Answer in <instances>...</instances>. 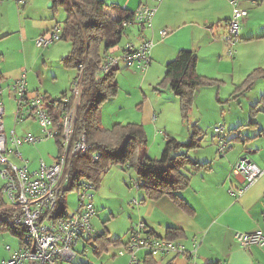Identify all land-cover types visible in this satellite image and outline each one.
<instances>
[{
  "label": "crops",
  "instance_id": "crops-1",
  "mask_svg": "<svg viewBox=\"0 0 264 264\" xmlns=\"http://www.w3.org/2000/svg\"><path fill=\"white\" fill-rule=\"evenodd\" d=\"M223 2L228 6V13L225 17L226 20H228L232 15V7L227 0H223ZM239 2L241 3L240 5L244 7L243 0H240ZM30 3L24 6L23 9L19 10L17 8L19 12L26 16L22 22H16L14 19L11 20L16 26V29H19L20 38L17 41H19L24 47L27 44H32L34 40L36 42L38 36L54 29L56 25H59V22L53 18H49V14L42 11V9H40L42 12L40 14L42 15L41 17H38L36 12L32 10L33 8ZM141 3L155 5L157 11L151 26H141L137 24L141 33L139 40L147 39L156 42L158 48L154 57L165 60V64L172 60V58L174 59L178 51L182 48L195 50L200 63L202 46L207 44L206 46L211 47V45L218 41L215 40L214 37H207V39L200 38L202 25H207L211 20L210 18L214 21L219 20L220 18L216 17L222 10L220 5H217V0H162L161 2H158V5L151 2V0H120L119 7L115 5L113 8H107L106 4V11L111 17L109 27H111V24L114 21L127 13L136 10ZM45 5L46 4H44V6ZM40 6H42L41 3L39 4V7ZM37 14L39 13L37 12ZM245 23H248L247 18L245 19ZM134 25L136 24H131L125 27L122 35L126 34V29L128 27ZM0 27V32H3V27L1 25ZM163 29H168V33L164 37L161 35ZM146 30L148 32H146ZM106 32L107 31H102V28H99L96 31V33L99 34H104ZM11 35V33H7L2 36L0 39L3 40H0V43L7 41L6 39ZM168 35V41L159 46V44L163 43V38H166ZM242 38L243 40L245 39L244 41H248H239L237 50L238 48L240 50L241 45H248L250 44L249 42L255 40L254 36ZM3 47L4 46L1 44L0 50H3ZM117 48L118 46H115L111 49L113 50ZM0 54L2 55L0 61V70L2 74L1 83L5 88L4 102L5 107L7 108V99L11 101L12 106L16 101L11 84L22 75L24 69L11 66L8 61L5 60L4 53L0 52ZM154 57L152 56V64L148 69L150 74L146 76V80H152L151 71L154 67L153 60H156ZM255 58L250 56L247 51L245 53L243 51L241 54L237 51L233 54L232 59L218 60L219 67L220 65L227 63L230 64L231 67L229 77L232 82V96L230 99H233V97L236 96L234 95L236 87L244 81V78L247 77L250 72L255 68L264 67V63H257L259 60H262V56H258L256 62H254ZM240 61L243 63L244 61L249 62V66L245 67L246 70H241V74H244L241 79L238 80L235 76L238 72L237 66ZM197 70L200 74H208L202 71L199 65ZM28 73L29 72L26 69L28 88L31 91L41 90L42 83H34V75L28 77ZM160 76L161 75H159L158 78H160ZM153 81L155 82L156 79H153ZM221 81L222 83L220 85H215L218 89L228 82L224 77ZM254 89L255 86L252 87V92H248L237 99L239 100L242 110H246L244 102H250V118L244 121L241 120L239 123H237L238 121H232V124L234 125L229 128H226L225 126V136L228 141V149L226 153H218V138L214 131L213 137L214 141L217 140V143L215 142L216 145L214 143L210 144L212 145L210 148H212L213 151L206 148L208 152H204L200 157L198 155H193L195 160L203 163L208 162V165L198 169H191V167L188 168L191 182L187 188L181 190L179 193L188 203L189 209L181 207L168 195L161 196L158 199H145L146 193L143 190L144 196L138 197L140 203L135 204V211L130 215L131 228L138 222L144 221L148 224L149 228L160 237L166 236L167 228L170 226L181 228L184 231V236L177 239L185 242L189 250L194 248V244L197 245L195 256L197 264H205L209 261H219L221 264H264V246L250 245L244 247L235 238V233L237 231L251 232L264 228V174L257 182L248 187L241 196L234 197L229 192L230 188L239 185V181L232 176L231 170L233 164L241 155L249 154L252 159L264 169V99L260 101L261 98L264 97V93L261 97L256 96V90L253 92ZM167 91L170 90L167 89ZM45 92L51 100L58 99L53 98L47 90H45ZM63 93H67V91L65 90ZM169 97H172L171 99H175V97L177 98V96H172V94H170ZM157 109H159V115L157 114ZM171 109L174 111V116L181 119L179 111L180 107L175 106ZM165 110H167L165 101H163L161 106H158V104L151 101H145L140 105L135 118L128 120V122H131L132 120L143 124L146 128L148 138L149 140H152V142H157L159 135L162 134L163 139H160L158 144V147L161 150L164 148V143L168 137L173 136L177 138L181 134L176 125H171L172 123L165 114ZM251 121L256 122V125H249ZM13 123L14 122H8L6 129L10 130L15 126ZM24 123H26L28 127H33L35 130L34 132L38 134L36 128L37 124L34 121H25L20 123L19 126ZM159 125L166 128V130L169 128V131L160 130V132H158L159 128L156 129V126ZM227 129L235 132L233 135H230L229 139L227 138L229 133ZM150 133L152 136L151 139L149 137ZM55 140L57 143L56 138ZM53 157L54 155L50 158L53 160ZM38 165L31 168L36 169L38 168ZM2 185H4L3 180ZM2 185L0 186V191L2 190ZM130 230L126 240L129 238ZM116 253L117 252L112 255V258L117 256ZM123 256L126 257L125 264H127L128 256ZM141 257L142 264H187L186 256L178 254L155 256L154 259H148L149 256L142 252Z\"/></svg>",
  "mask_w": 264,
  "mask_h": 264
},
{
  "label": "rangeland",
  "instance_id": "rangeland-1",
  "mask_svg": "<svg viewBox=\"0 0 264 264\" xmlns=\"http://www.w3.org/2000/svg\"><path fill=\"white\" fill-rule=\"evenodd\" d=\"M227 1L230 3V0ZM105 2L107 4V8H113L115 5L119 7L120 0H105ZM243 2L244 7H246L249 11V15L246 17L248 19V23H245L246 18L241 20L239 41L243 40L242 37L251 36H254L255 40L249 42L250 44L248 45H241L240 50L239 48L237 50V43L235 46V52L239 51L241 54L243 51L244 53L247 51L250 56H253V58L256 57L254 62H256L258 60V56L261 55L262 60H259L257 63L263 64L264 0H243ZM29 3L33 8L32 10L36 12L38 17H41L42 14L40 13L42 12L40 9H42V11L49 14V18H53L59 22L60 26L64 24V20L66 18L65 8L59 3H56L53 6V0H24L22 2H18L17 0H1L0 25L3 27V32H0V38L7 33H11L12 35L6 39L7 41L0 43V46L1 44L4 46V49L0 50V52L4 53L5 60L8 61L11 66L27 69L29 72L28 77L34 75V83H42L40 88L41 90H39V92L46 93L45 90H47L48 93L53 96V98H61L63 91L66 90L68 94L72 92V82L74 81V77H76L79 73L76 68L67 66L62 61V58L67 56L72 48L71 40L69 38H62L46 48L39 46L37 47L35 40L32 44H27L25 47L20 44L19 41H17L20 38L19 29H16V26L13 22H11V20L14 19L16 22H22L26 16L19 12V10L23 9V7ZM40 3L42 4V6H40L42 8L39 7ZM44 4L46 5L44 6ZM156 4L158 5L159 3L156 2ZM239 4L241 3L239 2ZM217 5H220L222 8V10L216 16L220 17L219 20L214 21L212 18H210L211 20L207 25L203 24L200 31V38L207 39V37H214V39L218 41L211 45V47L206 46L207 44L202 46L201 61L199 63L198 60L197 68L199 65L202 71L208 73L202 74L208 78L222 80L224 77L228 81L227 84H224L219 89L215 85H201L196 90L193 101L194 103L191 106L188 118L184 117L181 111L180 99L178 97H175V99H171L172 97H169L170 94H172V96L176 95L171 91L168 84L165 85L163 82L165 76L164 65H166V62H164L165 60L163 59L154 57V54L158 48V45L156 42H154L151 54L156 60H153L154 67L151 71L152 80H146V76L150 74L149 71H140L136 66L121 64L119 70L116 73L119 86L118 93L113 98L107 99L101 106V117L104 126L111 128L114 124L119 122L128 123V120L135 118L136 112L140 108V105L145 101L154 102L158 104V106H161L163 101H165L167 107L165 114L170 119V122L172 123L171 125H176L178 130L181 132L179 137H177L179 141L186 142L190 139V132L194 130L195 127L193 125L195 123H197L198 127L204 131L202 146L197 148V150L194 149L189 151V155L193 158V155H198L200 157L204 152L207 153L208 150L213 151V149L210 148V146H212L210 144H215V142L217 143V140L214 141L213 137L215 125L224 124L226 128H229L230 126L234 125L232 124V121H238L237 123H239L241 120L244 121L250 118V102L245 101L244 107H246V110H242L239 100L237 99L248 92H252L253 86H255L253 92L256 90V96L261 97L264 93V79H256L254 83L241 92L239 96H234L233 99H230L232 96V82L230 81L229 77L231 72L230 64H223L220 65V67L218 64V60L232 59L233 56L227 54L231 45L224 40V36L227 33L226 26L228 20H226L225 17L228 13V6L225 2H223V0H217ZM230 6L233 10L231 3ZM37 12L39 14H37ZM110 23V19H108L104 23L102 31L108 30ZM146 32L148 31L146 30ZM90 33V35L93 36L94 31L92 30ZM140 35L141 33L137 24L128 27L126 29V34L122 35L121 41L117 45L118 48L113 49L112 51L116 53L119 52L122 47L130 41L139 43V39L141 37ZM168 37L169 35L166 37L167 39L163 38V43L159 44V46L165 44V42L168 41ZM244 40L242 42L248 41ZM104 45L105 44H103V46ZM244 63L240 61L237 66L238 72L236 73L235 78H238V80H240L244 74H241V70H246L245 67L249 66V62L244 61ZM159 75H161L160 78H158ZM246 78L247 77L244 78V81ZM153 79H156V81L154 82ZM167 89L170 91H167ZM6 104L7 108L5 122L7 125L8 122H14L18 102L15 101V104L12 106L11 101L7 99ZM175 106L180 107L179 111L181 119L174 116V111L171 108ZM157 112L159 115V109H157ZM36 126L39 134L40 128L38 124ZM16 128L19 134H23L28 131L35 133L34 128L28 127L26 123L22 124L21 126L18 124ZM157 128H159L158 132H160V130L169 131V128L166 130V128L161 125L156 126V129ZM7 131L9 132V130ZM228 132L227 138L229 139L230 135H233L235 132L229 130ZM149 137L150 139L152 138L151 133L149 134ZM160 139H163L162 134L159 135L157 142H152V140H149L150 145H148V152L150 153L151 157L159 158L161 156L163 149L161 150L158 147ZM184 150L188 151L186 148H184ZM21 151L24 157L31 161L30 167L33 168L38 165L41 158H44L48 163H52L53 160L50 157L52 155H54V157L57 156L59 149L55 138H49L48 140L42 141L36 145L25 144L21 147ZM10 158L15 160V158L12 156ZM1 167L2 163L0 162V169ZM2 180L4 184V179L0 174V186L2 185ZM136 184L137 173L133 168H128V165H112L103 174L102 180L94 192V206L96 212L92 217V221L95 229L98 232L101 233L107 231V234L110 235L112 240L120 239L124 242L127 239L128 232L131 229L130 215L135 211L134 209L136 208L132 198L144 196L143 189H139ZM1 196L4 198L5 203L9 202L8 197L4 193L1 194ZM78 199V190L73 189L66 193L67 212H71L77 208ZM8 246L11 247V250L8 249ZM19 246L20 235L12 233L11 230L4 228V226L0 227V263L3 260L10 259L12 251L17 249ZM101 246L102 245L100 242H95L94 240L92 244H89L87 249L84 250L83 245L80 244L78 246L79 255L77 256L75 263H126L125 256H116L115 258H112V255L118 251L117 248L120 247L119 243L109 244L106 249L98 251L100 250L98 248ZM141 254L142 253H140V255Z\"/></svg>",
  "mask_w": 264,
  "mask_h": 264
},
{
  "label": "built area",
  "instance_id": "built-area-1",
  "mask_svg": "<svg viewBox=\"0 0 264 264\" xmlns=\"http://www.w3.org/2000/svg\"><path fill=\"white\" fill-rule=\"evenodd\" d=\"M20 2L24 0H18ZM162 0H151L153 3ZM233 6L232 15L227 22V33L224 40L229 43L228 55H233L235 46L239 42L241 20L249 14L247 8L242 7L238 0H230ZM157 7L149 3H141L134 10L130 20H124L120 27L131 24L151 26ZM168 29H163L164 37ZM61 26L45 32L36 38L39 47H48L61 39ZM154 42L141 40L139 43L128 42L119 52L108 51L100 64L97 77L109 73L121 64L136 66L140 71H147L152 64L151 51ZM2 55L0 54V61ZM73 81L72 97H64L61 101L51 100L46 93L28 88L26 69L22 75L11 84V88L18 102L14 119V127L6 129L4 102L5 88L0 75V174L4 179L3 193L9 202L0 208V223L16 228L21 232L20 246L12 251L10 259L0 264H76L79 255L78 246L83 245L86 250L96 239L98 231L92 221L96 210L94 196L97 185L83 180L78 190L77 208L66 215L52 214L58 207L62 195V187L68 182V167L72 157L87 151L90 144L86 133L75 138L77 110L83 88L82 70ZM1 73V72H0ZM34 121L40 128V133L25 132L19 134L16 126L25 121ZM218 138L217 151L226 153L228 141L224 124L214 126ZM61 136V150L53 158L52 163L44 158L39 160L38 168L30 167L31 161L24 157L21 147L25 144L36 145L49 138ZM13 156L15 158L11 159ZM17 161V162H16ZM232 176L239 181L237 187L229 192L234 197L241 196L245 190L259 180L264 174L249 154L241 155L233 164ZM139 204L140 200L134 198ZM235 238L244 246H264V228L251 232L237 231ZM189 250L180 239H168L156 235L144 221L133 225L128 240L117 248V256L128 255V264H142L140 253L148 256H163L178 254L186 256L187 264H197L195 261L196 247ZM11 250V247L8 246Z\"/></svg>",
  "mask_w": 264,
  "mask_h": 264
},
{
  "label": "trees",
  "instance_id": "trees-1",
  "mask_svg": "<svg viewBox=\"0 0 264 264\" xmlns=\"http://www.w3.org/2000/svg\"><path fill=\"white\" fill-rule=\"evenodd\" d=\"M56 3L61 4L66 11L64 24L61 26V39L69 38L72 44L70 52L62 58V61L65 65L76 68L79 72L77 76H80L81 73L80 65H84L82 70L83 88L77 110L75 138L86 133L90 147L87 151L72 157L67 172L69 180L62 187L58 207L52 214L66 215V193L73 189L79 190L83 180L95 183L98 188L103 174L112 165H128V168H133L136 171V186L145 191V199H158L168 195L181 207L189 209L188 203L179 193L191 182L188 168L198 169L208 165V162L202 163L189 155L190 150L202 146L204 139V131L198 127L197 123L193 125L195 128L190 132V139L186 142H181L173 136L168 137L159 158L149 155V138L141 123L119 122L111 128L102 123V104L118 93L116 73L120 66L113 68L101 77H97V72L108 51L121 41L124 28L120 25L124 20L132 19L134 11L114 21L106 33L99 34L96 33L97 29L102 28L104 23L111 19L106 11L105 0H53V6ZM92 30L94 31L93 36L90 35ZM103 44L105 45L103 46ZM197 64L196 51L182 48L176 57L167 62L165 66L163 82L165 85L168 84L171 91L180 99L182 115L187 118L194 103L196 90L201 85H220L222 83L219 79L208 78L200 74ZM0 75L2 74L0 73ZM258 78L264 79V67L255 68L250 72L245 81L236 87L234 95L238 96ZM67 96L72 97L71 94L63 93L61 98L52 100L61 101ZM262 99L264 97L260 101ZM249 125H256V122L251 121ZM56 139L60 151L61 136ZM2 192L1 190L0 208L4 204ZM2 215L0 214V217ZM3 226L11 230L12 233L21 236V232L16 228L0 223V227ZM183 236L184 231L181 228L170 226L167 228L165 237L177 239ZM96 241L102 245L98 251L106 249L109 244L122 243L120 239L112 240L107 231L98 232ZM148 259H154V256H149ZM205 264L221 263L209 261Z\"/></svg>",
  "mask_w": 264,
  "mask_h": 264
},
{
  "label": "water",
  "instance_id": "water-1",
  "mask_svg": "<svg viewBox=\"0 0 264 264\" xmlns=\"http://www.w3.org/2000/svg\"><path fill=\"white\" fill-rule=\"evenodd\" d=\"M52 5V4H51Z\"/></svg>",
  "mask_w": 264,
  "mask_h": 264
}]
</instances>
